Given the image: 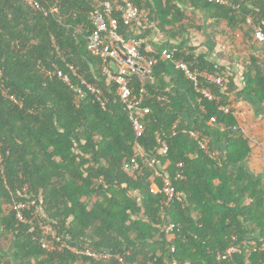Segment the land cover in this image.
I'll return each mask as SVG.
<instances>
[{"label":"trees","instance_id":"1","mask_svg":"<svg viewBox=\"0 0 264 264\" xmlns=\"http://www.w3.org/2000/svg\"><path fill=\"white\" fill-rule=\"evenodd\" d=\"M129 1L151 12L150 24L126 27L120 21L118 32L126 41H140L144 57L158 61L149 82L131 81L135 94L145 92L137 110L145 127L139 138L116 84L103 76V61L87 49L93 0H65L48 16L21 0H0V264H11L3 252L12 245L21 264H119L44 250L42 219L25 212L22 223L16 216V206L28 199L38 202L70 245L119 254L124 264H264V186L246 166L252 142L235 107L240 95L264 102V60L247 57L241 94L235 95L229 77L224 89L210 86L218 100L209 101L162 57L167 51L176 60L219 71L183 38L202 32L205 18L214 33L223 24V33L239 31L252 41L248 19L264 21V0ZM69 66L103 91L105 108L91 95L74 104L70 88L54 75L59 69L73 79ZM159 139L168 146L164 156ZM136 143L144 150L141 163L158 159L159 175L147 165L136 181L123 173V161L136 156ZM178 173L183 178L174 189L181 199L164 208V195L151 187L162 188L164 178ZM170 225L167 239L163 228ZM232 245H241V253L218 259Z\"/></svg>","mask_w":264,"mask_h":264},{"label":"built area","instance_id":"2","mask_svg":"<svg viewBox=\"0 0 264 264\" xmlns=\"http://www.w3.org/2000/svg\"><path fill=\"white\" fill-rule=\"evenodd\" d=\"M28 7L36 13L48 16L55 14L61 9V4L65 0H21ZM96 4L94 15L92 16V24L94 30L89 38L87 49L89 53L103 61L102 73L107 77L108 81L116 84V94L120 103L128 113L129 119L132 122L133 129L137 138L143 136L145 127L140 118L137 116V110L144 100L145 92L135 94L131 81L133 78L139 79L142 83L149 82L152 79L153 67L158 63L154 58H146L142 54V43L137 40L126 41L118 32L120 21L123 26L133 27L147 26L150 24L149 10H141L137 5L129 0H93ZM216 1L220 4H226L223 0H209ZM119 17V19H118ZM248 24L252 26L254 31V38L259 42H264V21L253 24L252 20H248ZM135 26V27H136ZM115 48H118L127 59H122ZM58 50V49H57ZM163 58L172 61L176 70L181 72L186 80L190 81L201 98L209 101L218 100L213 94L210 86H217L224 89L227 85L226 76L217 71H210L197 66L195 63L185 62L183 60L174 59L171 53L163 52ZM72 78H68L59 69L55 70L54 75L59 80H63L70 88L74 97V104L78 107L89 96H94L95 100L100 103L102 108H105L107 99L103 91L93 85L88 84L81 76L78 75L75 68L69 66ZM50 75L52 73L49 72ZM77 78V79H76ZM75 79V80H74ZM79 81V82H78ZM5 95V94H4ZM9 99L17 102L14 96ZM166 100V99H165ZM22 106L21 104H19ZM221 109L228 113L229 109L221 107ZM198 137V135H193ZM195 137V138H196ZM161 145L160 154L162 156L168 153V146L165 142L159 139ZM208 140L203 141V147H207ZM136 156L129 160H124L122 163V171L130 179L136 181L144 174V165L155 170L158 164L156 157H151L145 163L138 160V156L143 157L144 150L136 143ZM178 167H182L179 164ZM156 171V170H155ZM156 174L159 173L156 171ZM181 174H177L174 179L164 178L163 187L159 188L152 185L151 189L154 193L163 194L165 199L162 202L164 208H169L173 201L180 200V193L174 189V181L182 179ZM16 216L22 223L26 222L24 216L25 212H32V217H40L43 219L44 214L42 207L38 205L36 200L28 199L16 206ZM174 230V225L163 228L165 237L169 239L170 234ZM33 229L31 230V232ZM39 231L41 232L40 244L42 248L48 252L68 250L73 254L82 256L91 260H111L114 258L119 264H124L123 258L119 254L101 253L94 250L92 247L86 245L82 248H75L70 245L65 238L60 236L54 229V226L44 219L39 224ZM256 246L255 242H243L242 246L246 245ZM241 245H232L224 254L219 253L218 259L225 260L232 258L235 254L241 253ZM171 252H175V247L171 248ZM147 264H151L150 262ZM191 264V262H185Z\"/></svg>","mask_w":264,"mask_h":264},{"label":"crops","instance_id":"3","mask_svg":"<svg viewBox=\"0 0 264 264\" xmlns=\"http://www.w3.org/2000/svg\"><path fill=\"white\" fill-rule=\"evenodd\" d=\"M203 20L204 30L202 32L192 30L183 40L188 47L195 50L197 56H203L206 62L220 69V72H217L226 76L227 79L230 77L234 87L237 88L235 95L241 94L247 71V57L252 54L264 60V42L260 43L254 38L252 41H247L244 34L239 31L232 34L227 31L223 33V29L225 30L223 24L220 25L221 33H214L209 28L211 20L205 18ZM158 39H161L160 35ZM147 51L150 52V49ZM235 95L231 96V100ZM235 107L236 115L241 123L240 129L252 142V153L247 159L246 166L258 179L262 180L264 186V102L256 99L245 100L240 95ZM3 255L11 264H21L13 252V245L3 252Z\"/></svg>","mask_w":264,"mask_h":264},{"label":"water","instance_id":"4","mask_svg":"<svg viewBox=\"0 0 264 264\" xmlns=\"http://www.w3.org/2000/svg\"><path fill=\"white\" fill-rule=\"evenodd\" d=\"M116 49V51L118 52V54H119V56L122 58V59H124V60H126L127 59V57L118 49V48H115Z\"/></svg>","mask_w":264,"mask_h":264},{"label":"clouds","instance_id":"5","mask_svg":"<svg viewBox=\"0 0 264 264\" xmlns=\"http://www.w3.org/2000/svg\"><path fill=\"white\" fill-rule=\"evenodd\" d=\"M257 41V40H256ZM259 42V41H258ZM260 43H263V42H260ZM43 219L45 220V217H43ZM42 219V220H43ZM46 221V220H45ZM47 222H49V221H47ZM51 223V222H50ZM52 224V223H51ZM53 225V224H52ZM64 238V237H63ZM66 239V238H65ZM105 252H107V251H105ZM109 253V252H108ZM75 255V254H74ZM78 256V255H77ZM95 261V260H94ZM101 261V260H100ZM97 262H99V261H97Z\"/></svg>","mask_w":264,"mask_h":264},{"label":"rangeland","instance_id":"6","mask_svg":"<svg viewBox=\"0 0 264 264\" xmlns=\"http://www.w3.org/2000/svg\"><path fill=\"white\" fill-rule=\"evenodd\" d=\"M43 210V209H42Z\"/></svg>","mask_w":264,"mask_h":264}]
</instances>
